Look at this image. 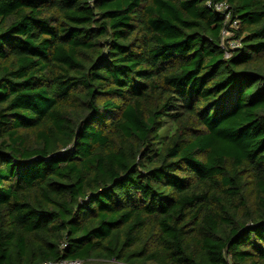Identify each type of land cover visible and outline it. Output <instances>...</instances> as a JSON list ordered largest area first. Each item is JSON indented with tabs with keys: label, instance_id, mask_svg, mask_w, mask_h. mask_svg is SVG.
<instances>
[{
	"label": "trees",
	"instance_id": "1",
	"mask_svg": "<svg viewBox=\"0 0 264 264\" xmlns=\"http://www.w3.org/2000/svg\"><path fill=\"white\" fill-rule=\"evenodd\" d=\"M61 260L264 264V0H0V264Z\"/></svg>",
	"mask_w": 264,
	"mask_h": 264
},
{
	"label": "built area",
	"instance_id": "2",
	"mask_svg": "<svg viewBox=\"0 0 264 264\" xmlns=\"http://www.w3.org/2000/svg\"><path fill=\"white\" fill-rule=\"evenodd\" d=\"M208 6L211 7V8H214L217 12L219 13H222L224 14L225 16V19H226V23L228 22H231V14L229 13V7L226 3H217V4H212L211 2L208 3ZM232 28H237L238 27V20H235V21H232ZM222 36L224 39H228L230 37H233V34L232 33H229L227 29H224L222 31ZM225 47H227V51L225 53L226 57L227 58H230L232 56V53L229 51L232 50V51H235V50H238L241 48V43L239 41H235L232 39H230L228 41V43H224ZM67 245H65L64 247H66ZM108 263H114V264H123V263H119L115 260H112V261H109V262H103L101 264H108ZM45 264H84L82 261H79V260H61V261H58V262H51V263H45Z\"/></svg>",
	"mask_w": 264,
	"mask_h": 264
},
{
	"label": "water",
	"instance_id": "3",
	"mask_svg": "<svg viewBox=\"0 0 264 264\" xmlns=\"http://www.w3.org/2000/svg\"><path fill=\"white\" fill-rule=\"evenodd\" d=\"M108 264H114V263H108Z\"/></svg>",
	"mask_w": 264,
	"mask_h": 264
},
{
	"label": "rangeland",
	"instance_id": "4",
	"mask_svg": "<svg viewBox=\"0 0 264 264\" xmlns=\"http://www.w3.org/2000/svg\"><path fill=\"white\" fill-rule=\"evenodd\" d=\"M166 131H164V134H165Z\"/></svg>",
	"mask_w": 264,
	"mask_h": 264
}]
</instances>
